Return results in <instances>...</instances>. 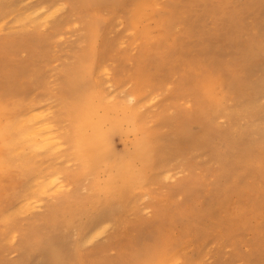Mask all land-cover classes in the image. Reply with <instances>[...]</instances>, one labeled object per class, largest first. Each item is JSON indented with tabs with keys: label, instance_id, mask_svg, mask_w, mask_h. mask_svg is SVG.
Returning <instances> with one entry per match:
<instances>
[{
	"label": "rangeland",
	"instance_id": "rangeland-1",
	"mask_svg": "<svg viewBox=\"0 0 264 264\" xmlns=\"http://www.w3.org/2000/svg\"><path fill=\"white\" fill-rule=\"evenodd\" d=\"M156 10L170 14L173 25L163 28L159 18L146 15L133 19L136 29L127 31L122 18L109 32L115 43L103 66L119 87L118 102L131 106L122 98L129 90L137 92L143 105L138 118L146 119L145 128L152 130L167 159L147 196H134V210L116 207L112 236L90 245L105 248L89 264H136L164 248L177 253L182 264H264V100L259 98L264 92V0H156ZM107 12L100 11L103 17ZM75 22L72 15L69 28L41 32L49 38V49L34 94L43 105L56 106L63 71L84 46L89 22ZM141 31L146 35L135 40ZM160 33L167 38L154 58L142 48L156 43ZM27 46L0 53L10 59L6 68L16 61L31 64ZM106 79L101 74L103 87ZM14 83L19 85L17 79ZM233 87H238L234 99L226 96ZM130 139L110 135L116 153ZM39 158L47 161L43 151ZM52 164L67 173L62 184L74 203H96L87 191L94 179L80 164L69 156ZM4 185L10 186L9 178ZM145 203L149 207L142 210ZM38 215H45L44 207L19 216L26 236L35 229L41 238L52 237L50 220L28 225ZM58 230L70 254L74 231L62 225ZM12 243H1L0 264L19 262L18 240ZM34 263L44 264L42 256L35 255Z\"/></svg>",
	"mask_w": 264,
	"mask_h": 264
},
{
	"label": "bare ground",
	"instance_id": "bare-ground-1",
	"mask_svg": "<svg viewBox=\"0 0 264 264\" xmlns=\"http://www.w3.org/2000/svg\"><path fill=\"white\" fill-rule=\"evenodd\" d=\"M104 9L108 11L105 17L100 13ZM72 15H76V22H89L84 27L85 40L81 41L84 46L74 53V62L63 71L65 83L56 106L43 105L34 94L42 83L41 62L46 60L49 49V38L41 32L49 27L69 28ZM146 15L159 18L163 28L173 25L170 14L156 10V0H0V53L5 50L9 54L27 43L31 62L16 61L6 68L10 59L0 57V85H4L0 86V248L5 241L13 244L18 240L14 250L19 262L14 264H35V255H41L44 264L92 263L90 258L102 252L105 245H90L112 236L116 207L134 210V196H147L149 187L160 177L158 172L167 158L152 130L145 128L146 119L138 118L143 106L141 98L129 90L122 99L131 106L118 102L119 87L111 82L109 71L103 66L115 43L108 37L111 29L122 24L124 18L126 30H134L133 19ZM144 34L145 31L135 33V40ZM166 38L160 33L156 43H144L142 50L153 53L155 58ZM118 43H122L121 38ZM159 64L160 59L156 61ZM101 74L108 77L107 87L99 82ZM237 89L229 88L226 96L234 99ZM153 95L147 96L146 101ZM259 98L264 100V92ZM113 132L125 139L131 137L129 143L122 144L121 153H116L111 144ZM42 151L47 161L39 158ZM68 156L94 179L89 183L92 189L87 191L96 203H74L70 190L62 184L67 173L58 170L52 161ZM5 178H9V187L4 185ZM46 199L54 203L43 204ZM43 207L45 215L34 216L28 225L36 227L37 222L50 220L52 237L41 238L35 229L27 237L19 216ZM148 207L145 203L142 210ZM59 225L74 231L75 246L70 254L62 245ZM80 247L90 248L84 254L78 252ZM179 259L171 248H164L144 260H136V264H182Z\"/></svg>",
	"mask_w": 264,
	"mask_h": 264
}]
</instances>
